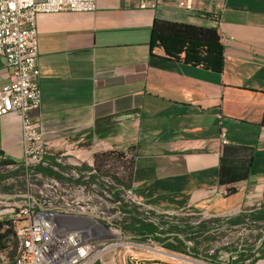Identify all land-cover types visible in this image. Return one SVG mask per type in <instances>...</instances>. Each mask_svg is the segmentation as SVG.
<instances>
[{
  "label": "crops",
  "instance_id": "1",
  "mask_svg": "<svg viewBox=\"0 0 264 264\" xmlns=\"http://www.w3.org/2000/svg\"><path fill=\"white\" fill-rule=\"evenodd\" d=\"M155 20L215 28L222 71L151 48ZM37 29L42 102L31 117L52 153L92 165L96 154L131 150L132 189L170 213L237 219L264 203V0H97L93 13L40 14ZM11 80L0 56V89ZM21 126L16 115L0 118V154L14 163L23 158ZM222 164L247 177L221 185ZM250 232L228 234L223 250L241 245L244 264H264V231L253 241ZM131 264L180 262L139 252Z\"/></svg>",
  "mask_w": 264,
  "mask_h": 264
},
{
  "label": "built area",
  "instance_id": "2",
  "mask_svg": "<svg viewBox=\"0 0 264 264\" xmlns=\"http://www.w3.org/2000/svg\"><path fill=\"white\" fill-rule=\"evenodd\" d=\"M216 6L218 19L222 5ZM146 7L142 2L141 8ZM96 10L97 0H0V56L12 72L11 82L0 89V118H20L23 143L21 162L0 167V171L10 174V180L22 184L24 190L0 192L3 222L4 215H19V222L7 223L3 230L12 231L14 249L10 246L0 253L2 264H105L107 256L116 263L115 247L124 246V239L154 242L152 237L142 239L136 229L128 230L126 226L131 224L152 228L165 243L178 245L182 241L189 250L206 237L243 233L250 227L230 224L233 217L196 209L174 213L157 209L143 203L112 174L99 172L80 158L73 162L67 153L49 150L40 121L31 117L42 102L37 18L40 14ZM2 159L0 156V164ZM263 206L259 202L241 209L239 215L257 212ZM62 222H70V229H62ZM203 223L208 224L206 234L200 230ZM227 242L221 252L212 251V264L237 261L243 247L236 245L237 253L225 252L223 248L231 245ZM7 250L14 254L9 256Z\"/></svg>",
  "mask_w": 264,
  "mask_h": 264
},
{
  "label": "trees",
  "instance_id": "3",
  "mask_svg": "<svg viewBox=\"0 0 264 264\" xmlns=\"http://www.w3.org/2000/svg\"><path fill=\"white\" fill-rule=\"evenodd\" d=\"M151 48L161 47L164 49L165 54L169 58L179 59L181 55H184V61L186 63L203 66L204 68L221 72L223 69V46L218 31L215 28H204L187 24L172 23L167 21L155 20L151 29ZM264 125V121H263ZM131 150L127 152H107L102 154H96L94 156V167L97 171L112 174L117 180L125 185L131 187V178L133 174V161L132 157L128 158L131 154ZM1 156V154H0ZM10 164H14L13 161L5 160L1 161L0 167H4ZM120 172V175H119ZM122 174H125L123 177ZM10 174H5L0 171V182L9 178ZM247 177V173L238 174L234 167L222 164L220 170V184L230 185L243 178ZM235 193V189L230 188L227 190L228 195ZM14 220L0 221V253L6 248L10 247V243L14 239L12 237V231L6 230L3 232L7 223H13ZM264 221V206L261 210L239 216L237 219H232L230 224L233 225H247L251 226L252 223H258ZM128 230H135L142 236L152 237L154 242H136L132 239H124L125 242H132L137 244H152L153 246L161 247L165 250L172 251L187 256H194L198 258V254L193 249H186L184 243L179 241L178 245L165 243L164 240L155 236L152 228L139 224V227H135V224L127 225ZM200 230L203 234L208 232V224L203 223ZM192 240H196V237H189ZM198 238V237H197ZM178 239V237H176ZM196 244L198 242H195ZM199 244V243H198ZM12 245V246H13ZM14 251H11V256ZM239 254L242 255L240 252ZM239 255L237 261H231L229 264H244L243 259ZM210 260V259H209ZM215 263V261H211ZM0 264H2L0 262Z\"/></svg>",
  "mask_w": 264,
  "mask_h": 264
},
{
  "label": "rangeland",
  "instance_id": "4",
  "mask_svg": "<svg viewBox=\"0 0 264 264\" xmlns=\"http://www.w3.org/2000/svg\"><path fill=\"white\" fill-rule=\"evenodd\" d=\"M3 173V172H2ZM120 175V172H119ZM124 177L125 174H122ZM9 191L21 192L23 190V186L20 183H16L15 181L7 178L6 180L0 182V192L8 193ZM248 230L252 232L249 233L247 238L250 241L259 240L262 238V232L264 231V221H260L258 223H253ZM230 240L229 236L225 235H215L204 238L203 242H201L199 250L196 252L198 258L196 259L194 256L187 255H170L163 248L158 246H153L152 244H137L132 242H125L128 245L120 246L115 248V257L116 262L119 264H131L132 261L137 260V255L140 252L141 254H146L150 257H156L162 260H175L180 262V264H212L211 261L215 260L214 253L212 251L221 250L222 247ZM203 243V244H202ZM13 245V242L10 243ZM14 249V245L12 246ZM9 256L11 254L10 250H7ZM187 258V259H186ZM210 259V260H209ZM199 261L200 263H198Z\"/></svg>",
  "mask_w": 264,
  "mask_h": 264
},
{
  "label": "bare ground",
  "instance_id": "5",
  "mask_svg": "<svg viewBox=\"0 0 264 264\" xmlns=\"http://www.w3.org/2000/svg\"><path fill=\"white\" fill-rule=\"evenodd\" d=\"M13 223L19 222V215L15 214V218L13 219ZM62 229H70V222H62ZM124 245H128V243H124ZM120 247V246H118ZM116 248V247H115ZM170 254V253H168ZM171 255V254H170ZM173 255V254H172ZM177 256V255H176ZM187 259V258H186Z\"/></svg>",
  "mask_w": 264,
  "mask_h": 264
}]
</instances>
